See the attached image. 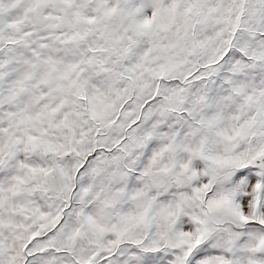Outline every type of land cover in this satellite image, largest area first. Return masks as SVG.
<instances>
[{"label": "snow or ice", "instance_id": "obj_1", "mask_svg": "<svg viewBox=\"0 0 264 264\" xmlns=\"http://www.w3.org/2000/svg\"><path fill=\"white\" fill-rule=\"evenodd\" d=\"M0 264H264V0H0Z\"/></svg>", "mask_w": 264, "mask_h": 264}]
</instances>
